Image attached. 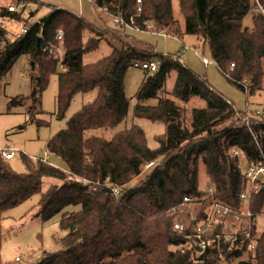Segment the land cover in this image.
Masks as SVG:
<instances>
[{
    "label": "trees",
    "instance_id": "trees-1",
    "mask_svg": "<svg viewBox=\"0 0 264 264\" xmlns=\"http://www.w3.org/2000/svg\"><path fill=\"white\" fill-rule=\"evenodd\" d=\"M91 1L97 10L107 8L111 15L120 13L127 22L133 18L140 31L146 30L144 23L150 22L157 32L168 30L174 32L170 36L178 39L193 36L203 40L220 73L230 83L242 92L247 84L250 95L261 90L264 16L256 14L251 27L244 25L252 0H178L184 30L174 17L172 0H142L140 15L137 0ZM259 1L264 6V0ZM8 2L4 5V0H0V84L16 62L25 58L35 74L31 98L40 109V95L53 76L58 80L59 118L65 116L78 95L94 92L96 96L46 143V154L61 159L65 168L23 156L27 171L19 174L0 156V245L4 213L39 195L36 216L46 223L61 215L60 226L67 235L62 240L63 249L44 254L38 264H219L215 248L198 255L176 248L185 244L196 225L207 219L209 201L202 198L208 190H214L215 199L241 207L239 195L245 182L235 161L229 162L222 141L229 139L228 149L239 148L249 162H259V150L243 123L244 113L172 56L154 54L150 56L154 59H150L145 55L147 51L136 48V41L125 42L123 36L129 37L122 35L121 30H99L62 9L53 8L40 23L26 25L27 34L10 42L5 22L26 21L21 14L8 10ZM59 29L65 32L61 62L43 51L49 43L59 46ZM103 42L112 53L95 64H85L84 56ZM136 60L159 62L157 72L146 75L136 94L133 113L135 119L164 124L165 133L155 137V149L148 146L146 133L137 125L109 134L127 119L130 100L125 81ZM173 73L176 79L172 98L163 97L160 93ZM193 98L203 101L205 107L192 109L184 118L180 105H187ZM23 100L26 99L14 98L8 107L23 105ZM28 115L33 119L31 110ZM249 124L264 152V119L250 120ZM155 163L158 165L145 179L132 185L144 166ZM200 165L208 176L203 187ZM79 179L101 184L108 179L122 189L123 195L115 198L87 194ZM46 180L58 183L45 189ZM186 197L202 202L187 207L183 204ZM249 208L254 214L252 230L258 244L254 256L245 264H264V229L258 236V217L264 215V190L251 198ZM177 222L185 225L184 232L174 231ZM222 229L221 225L215 226L207 237Z\"/></svg>",
    "mask_w": 264,
    "mask_h": 264
},
{
    "label": "rangeland",
    "instance_id": "rangeland-1",
    "mask_svg": "<svg viewBox=\"0 0 264 264\" xmlns=\"http://www.w3.org/2000/svg\"><path fill=\"white\" fill-rule=\"evenodd\" d=\"M8 1L9 0H4V5ZM37 2V5L23 3L26 5L22 14L23 21H26L28 24L18 21L5 22V28L9 34L8 38L10 40L14 41L17 39L15 37L20 31L22 24L25 23L24 25L29 26L38 23L42 18L46 17L53 8L80 15L97 29L105 27L111 28L114 26L109 16L107 17L101 11L97 10L91 0H37ZM13 5V1H9L7 4V6ZM172 5L174 17L179 22L181 30H184L185 21L180 12L179 1L172 0ZM254 15H256V13L249 12V15L244 20L245 26H252ZM173 33L171 34L168 32V36H157L153 32H136L133 34L135 37L134 40L124 36L123 38L125 42L129 43L138 41V45L135 46L141 51H147V54H145L146 57L157 54L163 56L170 55L175 60H177L176 58H180V63L182 65L193 71L215 92L232 103L238 111L244 114L245 112L249 113L254 117L253 120L264 119V81L261 90L256 91L254 95L242 92L220 73L215 64L205 65L203 63L200 56H204L209 61H213L210 50L203 40L196 39L193 36H183V39L170 37V34L173 35ZM122 35H124V33ZM59 48L60 51L57 55L60 61L61 58H63L61 55L64 53V48L62 45L59 46ZM110 53V46L103 42L97 50L86 54L83 58V62L85 64H95L110 55ZM150 59L154 58L150 57ZM59 70H62V68H59ZM34 75L29 65H26V59L21 58L16 62L11 72L0 84V147H11L19 151L16 153L17 155L13 160L7 161V165L14 172L19 174L26 173L27 171L22 160L23 156L40 158L58 168H65L64 162L61 159L46 154V143L59 131L65 129L70 118L78 112L84 104L89 103L96 96L94 92L88 95H78L73 100L65 116L59 118L57 105V76L51 77L48 88L40 95V109L38 104H35L36 102L34 99L31 98L34 91L32 86V76ZM146 75L149 74L139 68L133 66L129 68L125 81V93L130 100L129 113L127 119L115 129L111 130L109 134H115L118 131L129 129L131 126L137 125L146 133L148 146L151 149H155L157 148L155 137L165 133L164 124L151 123L145 119H135L133 115L134 107L137 104L135 96ZM175 79L176 74L173 73L169 77L166 87L160 93L161 96L172 98L171 92L174 87ZM17 97L26 99L23 100V105L9 108V101ZM152 104L155 105L156 102H152ZM180 106L182 116L187 118L192 109L203 108L205 107V103L193 98L187 105L181 103ZM29 110H31L34 115L33 119L28 115ZM257 112H259L258 115ZM235 125L238 127L240 123H235ZM222 144L225 152L227 151L226 156L229 162L233 163V150L232 148L228 149L229 139H224ZM21 152L24 155H22ZM157 165L158 163L144 166L141 175L132 182V185L145 179ZM207 179L208 176L203 166L200 165L201 187H203ZM52 183L57 184L58 181L56 183L53 180H46L44 182L45 189ZM39 199V195L33 196L18 207L4 213L0 245V258L2 264H13L16 257H21L26 264H38L43 259L44 254H52L63 249L62 240L66 237L67 232L61 229V215H57L49 222L43 223L40 218L36 216ZM70 210L74 209L70 208ZM243 225L244 224L240 223L228 227L230 230H242L244 229ZM258 229L259 236L264 229V215L258 217ZM254 236L256 238L257 234ZM254 254L255 250L251 254L250 259ZM244 257H246V259L242 257L236 260L235 264H243V262L248 261L247 255Z\"/></svg>",
    "mask_w": 264,
    "mask_h": 264
},
{
    "label": "built area",
    "instance_id": "built-area-1",
    "mask_svg": "<svg viewBox=\"0 0 264 264\" xmlns=\"http://www.w3.org/2000/svg\"><path fill=\"white\" fill-rule=\"evenodd\" d=\"M26 5L23 3H17L13 6H9L8 10L13 13L23 14ZM102 13L106 14L111 18L112 23L123 29H129L136 32H153L155 35L168 36L164 31L157 32L156 26L153 23L146 22L144 26L146 30L140 31L139 27L136 25L135 20L132 18L130 22H127L123 19V16L118 13L116 15H111L107 8L99 9ZM251 12L256 14H261L264 16V6L260 3L259 0H252V10ZM142 13V0H137V15ZM40 23V22H38ZM29 27L22 24L20 31L18 33V38L27 34ZM164 33V34H163ZM65 32L63 29H59L56 34V42L59 46L62 45L64 40ZM45 53H48L51 57L58 58V53L60 48L49 43V47L43 49ZM64 54L61 55L63 57ZM205 65L217 64L214 61H209L204 56H200ZM63 58H61L60 62ZM180 61V58H177ZM132 66L139 68L147 74H154L159 68V62L156 60H136L132 63ZM231 70L234 69V64L230 67ZM245 86V93H248V86ZM259 112H257V115ZM254 117L249 113L244 114L243 123L247 125L249 132L253 136V139L256 143L257 149L260 153L259 162L252 163L249 162L239 148H232L233 157L235 161V166L241 175L242 179L245 182L244 190L240 193L241 207L235 208L227 203L221 202L214 197V190H208V193L202 198V201H209V209L207 213V219L198 223L195 227L194 234L188 236V241L185 244L177 246L176 250L182 252L189 251L193 254H200L209 248H215L219 254V264H235V261L241 259L245 255L248 257V261L243 262V264L248 263L250 260L251 254L256 250L258 238L254 236L252 225L254 214L249 208L251 198L260 193L264 188V152L262 150V145L258 139V135L252 130L249 122L253 120ZM231 150V151H232ZM19 152L14 148H1L0 147V156L8 161L13 160L16 157V153ZM22 155H24L21 152ZM31 158V157H30ZM47 158V157H46ZM34 160H41L44 163H48L40 158H32ZM86 188L87 194L101 193L105 196H113L115 198H120L123 195V191L120 187L115 186L110 183L107 179L104 184L99 182L91 183L85 179H79ZM197 198L186 197L184 199V205L187 207H192L199 205L200 202ZM170 214V213H169ZM171 215V214H170ZM244 224V229L242 230H230L228 226H234V224ZM221 225L223 227L221 232L216 233L212 237L209 236V233H213L214 227ZM174 231L182 233L186 230L185 225L182 222H177L174 224ZM235 252H238L236 254ZM13 264H26L21 257H16ZM239 264V263H238Z\"/></svg>",
    "mask_w": 264,
    "mask_h": 264
},
{
    "label": "crops",
    "instance_id": "crops-1",
    "mask_svg": "<svg viewBox=\"0 0 264 264\" xmlns=\"http://www.w3.org/2000/svg\"><path fill=\"white\" fill-rule=\"evenodd\" d=\"M14 4H17V3H14ZM20 14V13H19ZM104 14V13H103ZM22 15V14H21ZM104 15H106V14H104ZM23 16V15H22ZM76 16H79V17H81L80 15H76ZM107 16V15H106ZM108 17V16H107ZM110 18V17H109ZM107 19V18H106ZM108 20V19H107ZM110 21H111V18H110ZM112 22V21H111ZM20 23H22V22H20ZM99 30H103V31H105V30H108V31H114V30H118V31H120L121 30V32H122V34L124 33V35H126V36H128L129 38H131V39H135V37L133 36V34L134 33H136V31H133V30H127V29H123V28H121V27H117V26H113V27H111V28H108V27H105V28H100ZM19 33V32H18ZM18 33H17V35H16V37L15 38H18ZM9 35V34H8ZM171 37V36H170ZM185 37V36H184ZM14 38V39H15ZM196 38V37H195ZM9 39V38H8ZM183 39V38H182ZM197 39V38H196ZM9 41L10 42H12V40H10L9 39ZM200 42V41H199ZM136 44L138 45V41H136ZM108 45V44H107ZM57 47H59V46H57ZM111 53H112V49H111ZM110 53V54H111ZM64 54V53H63ZM109 56V55H108ZM59 60V59H58ZM24 63H25V61H24ZM26 65H28V62H27V60H26ZM7 148H9V147H7ZM11 148V147H10Z\"/></svg>",
    "mask_w": 264,
    "mask_h": 264
},
{
    "label": "water",
    "instance_id": "water-1",
    "mask_svg": "<svg viewBox=\"0 0 264 264\" xmlns=\"http://www.w3.org/2000/svg\"><path fill=\"white\" fill-rule=\"evenodd\" d=\"M262 190H264V188Z\"/></svg>",
    "mask_w": 264,
    "mask_h": 264
}]
</instances>
